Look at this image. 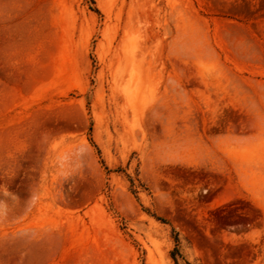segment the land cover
<instances>
[{
  "label": "rangeland",
  "instance_id": "1",
  "mask_svg": "<svg viewBox=\"0 0 264 264\" xmlns=\"http://www.w3.org/2000/svg\"><path fill=\"white\" fill-rule=\"evenodd\" d=\"M0 264H264V0H0Z\"/></svg>",
  "mask_w": 264,
  "mask_h": 264
},
{
  "label": "trees",
  "instance_id": "2",
  "mask_svg": "<svg viewBox=\"0 0 264 264\" xmlns=\"http://www.w3.org/2000/svg\"><path fill=\"white\" fill-rule=\"evenodd\" d=\"M162 220H164V221H165V219H162ZM176 238H177V236H176Z\"/></svg>",
  "mask_w": 264,
  "mask_h": 264
}]
</instances>
